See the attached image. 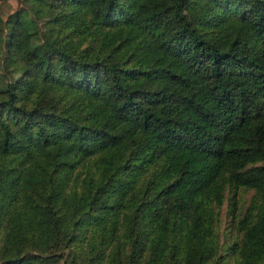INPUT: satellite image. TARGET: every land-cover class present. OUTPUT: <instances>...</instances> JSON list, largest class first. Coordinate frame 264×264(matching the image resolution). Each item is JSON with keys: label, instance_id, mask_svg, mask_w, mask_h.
Instances as JSON below:
<instances>
[{"label": "trees", "instance_id": "obj_1", "mask_svg": "<svg viewBox=\"0 0 264 264\" xmlns=\"http://www.w3.org/2000/svg\"><path fill=\"white\" fill-rule=\"evenodd\" d=\"M210 1L0 13V264H264V0Z\"/></svg>", "mask_w": 264, "mask_h": 264}, {"label": "rangeland", "instance_id": "obj_2", "mask_svg": "<svg viewBox=\"0 0 264 264\" xmlns=\"http://www.w3.org/2000/svg\"><path fill=\"white\" fill-rule=\"evenodd\" d=\"M22 1L23 0H0V13L6 15L8 12L22 5ZM168 1L172 0H146L148 4L155 8L160 7ZM61 2L62 0H54V5L59 6ZM184 3L185 11L192 20L202 21L207 24V26H210L218 17L219 9L210 0H184ZM92 5L95 9V0H92ZM227 208L226 202L221 205L219 212L220 221L218 224L220 233H224L227 229V225L230 223ZM233 231L234 229L232 228L231 232Z\"/></svg>", "mask_w": 264, "mask_h": 264}]
</instances>
